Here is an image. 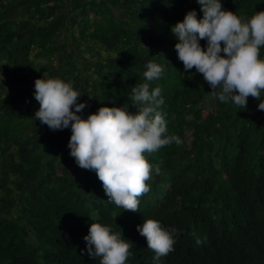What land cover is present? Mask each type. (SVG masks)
Instances as JSON below:
<instances>
[{
    "label": "trees",
    "instance_id": "16d2710c",
    "mask_svg": "<svg viewBox=\"0 0 264 264\" xmlns=\"http://www.w3.org/2000/svg\"><path fill=\"white\" fill-rule=\"evenodd\" d=\"M221 4L245 19L264 11V0ZM200 8L197 0H0V264H100L84 240L93 222L131 244L126 264H264V111L251 96L243 109L212 98L202 74L185 71L170 29L190 10L202 18ZM150 61L163 68L150 90L160 87L168 135L182 143L145 153L150 191L131 212L77 165L70 127L35 120L34 84L71 82L85 119L101 106L135 113L131 88L145 82ZM147 219L178 230L159 261L137 230Z\"/></svg>",
    "mask_w": 264,
    "mask_h": 264
},
{
    "label": "clouds",
    "instance_id": "9594fccd",
    "mask_svg": "<svg viewBox=\"0 0 264 264\" xmlns=\"http://www.w3.org/2000/svg\"><path fill=\"white\" fill-rule=\"evenodd\" d=\"M197 3L202 18H197L196 10H190L170 29L178 41L175 50L185 71L195 68L202 74L211 88L212 98L222 103L231 101L243 109L251 96L261 101L258 110L264 111L261 99L264 59L260 54L264 47V11L245 19L224 10L221 0H197ZM201 40L207 42L206 50ZM146 68L145 82L131 88L135 113L129 112L128 107L101 106L85 119L77 113L86 103H78L81 93L71 82L37 78L34 84V97L39 103L35 120L52 130L70 127L68 147L77 165L96 173L108 201L131 212L139 211V198L150 191L147 182L152 178L153 165L145 153L173 142L182 143L178 136L168 135L165 116L159 110L164 104L160 87L150 90L149 82L159 79L163 68L151 61ZM155 171L159 174L158 166ZM137 230L146 238L147 247L154 251L155 261L174 251L176 228H166L157 220L147 219ZM84 240L88 255L101 257L100 264H126L130 255L131 244L99 222L90 223ZM196 243L202 241L197 239Z\"/></svg>",
    "mask_w": 264,
    "mask_h": 264
},
{
    "label": "rangeland",
    "instance_id": "374dc122",
    "mask_svg": "<svg viewBox=\"0 0 264 264\" xmlns=\"http://www.w3.org/2000/svg\"><path fill=\"white\" fill-rule=\"evenodd\" d=\"M7 87V86H6Z\"/></svg>",
    "mask_w": 264,
    "mask_h": 264
}]
</instances>
